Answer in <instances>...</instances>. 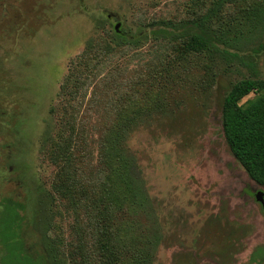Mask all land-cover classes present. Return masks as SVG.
Segmentation results:
<instances>
[{"label": "rangeland", "instance_id": "obj_1", "mask_svg": "<svg viewBox=\"0 0 264 264\" xmlns=\"http://www.w3.org/2000/svg\"><path fill=\"white\" fill-rule=\"evenodd\" d=\"M159 22L198 23L229 53L184 51L179 37L173 40L179 33L164 39L150 31V24ZM117 23L125 36L145 33L116 46ZM98 43L113 53L107 55L110 62L96 67V77L114 68L121 89L133 83L124 89L133 96L117 102L135 113L114 152L116 165L142 196L128 199L116 218L131 226L127 239L135 237L137 249L145 252L131 248L130 253L116 244L122 255L117 264H133L131 257L137 264H264V186L231 153L221 118L224 96L234 83L264 78V0H0V198L23 202L29 241L36 244L38 238L40 194L55 196L63 173L72 170L52 163L60 116L49 109L72 104L61 97L62 85L75 74L87 44L91 49ZM94 87L77 100L90 165L107 104ZM105 94L111 99L117 93ZM256 97L251 93L239 104ZM45 205L54 216L51 237L67 262V246L76 234L71 226L77 223L57 200Z\"/></svg>", "mask_w": 264, "mask_h": 264}, {"label": "trees", "instance_id": "obj_2", "mask_svg": "<svg viewBox=\"0 0 264 264\" xmlns=\"http://www.w3.org/2000/svg\"><path fill=\"white\" fill-rule=\"evenodd\" d=\"M223 1L225 0H221ZM149 27L155 36L164 39L179 33L173 36V40H177L175 37L178 36V46L184 51L229 53L225 49L227 46H219L220 38L198 23L177 27L159 22L156 25L152 23ZM144 33L145 31L141 30L135 36H125L122 32L115 31L114 45L132 44ZM87 45L88 48L81 52V61L75 74H69L62 85L61 97L72 104L64 102L58 108L49 109L51 114L56 112L60 116L58 139L52 143V163H62L64 168L72 170H63L65 172L60 186L53 190L55 196L44 193L39 196L38 207L41 212L39 223L37 221L35 225L38 235L36 244L30 242L27 235L29 225L25 222L22 212L23 202L10 196L0 198V264H117L122 261V255L116 251V244L130 248V253H133L131 248L139 250L135 237L134 241L127 239L131 226L125 220L116 218L118 210L128 199L142 196L139 188L131 184L126 174L116 165L119 157L117 152H114L122 134L129 129L135 113V108L129 104L125 103L127 105L121 107L117 102L123 97L127 101L128 96H133V93L124 90L131 88L133 83L121 89V80L113 75L114 68L96 77L99 72L96 67L103 61L112 60L107 55L113 53V48L98 43L95 48L89 49L91 44ZM93 52L101 53V58ZM232 55L240 58L236 53ZM248 66L253 73L254 62L249 61ZM70 84L72 87L68 90ZM98 84L101 86L100 90L95 89ZM91 85L95 86L94 92H101L100 96H103L102 99L107 103L101 109L103 122L97 157L92 165L89 164V138L79 117V104L85 96L83 91ZM106 90H114L117 93L116 98L110 99L108 94H105ZM251 93L257 97L245 106L240 105L239 101ZM79 99L81 101L78 104ZM221 118L224 138L231 153L247 175L257 184L264 186V78H245L234 83L224 96ZM44 197L57 200L62 205V212L70 211L74 222L77 223L76 227L71 226V234H76L67 246L71 249L65 256L67 262L60 258L64 255L59 250L56 241L58 239L51 237L54 216L45 211V202L48 200ZM32 230L35 232L34 228ZM89 237H92V242ZM67 244L60 242L61 246ZM131 260L133 264L140 263L134 257H131Z\"/></svg>", "mask_w": 264, "mask_h": 264}, {"label": "water", "instance_id": "obj_3", "mask_svg": "<svg viewBox=\"0 0 264 264\" xmlns=\"http://www.w3.org/2000/svg\"><path fill=\"white\" fill-rule=\"evenodd\" d=\"M107 17H110V15H108ZM118 27H119V23L115 24L114 29L116 32H118ZM256 199L263 205V200L261 199V193H258L256 195Z\"/></svg>", "mask_w": 264, "mask_h": 264}, {"label": "flooded vegetation", "instance_id": "obj_4", "mask_svg": "<svg viewBox=\"0 0 264 264\" xmlns=\"http://www.w3.org/2000/svg\"><path fill=\"white\" fill-rule=\"evenodd\" d=\"M108 18H110L111 20H116V17H114L113 15H111V16L108 17Z\"/></svg>", "mask_w": 264, "mask_h": 264}]
</instances>
